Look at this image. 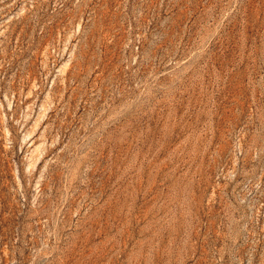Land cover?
I'll return each mask as SVG.
<instances>
[{
  "label": "rangeland",
  "instance_id": "obj_1",
  "mask_svg": "<svg viewBox=\"0 0 264 264\" xmlns=\"http://www.w3.org/2000/svg\"><path fill=\"white\" fill-rule=\"evenodd\" d=\"M0 264H264V0H0Z\"/></svg>",
  "mask_w": 264,
  "mask_h": 264
}]
</instances>
